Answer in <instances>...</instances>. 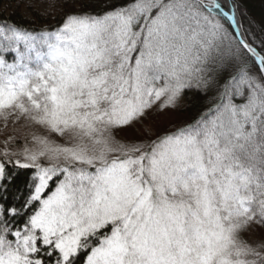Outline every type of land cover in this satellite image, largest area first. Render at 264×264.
Masks as SVG:
<instances>
[{"label":"snow or ice","instance_id":"snow-or-ice-1","mask_svg":"<svg viewBox=\"0 0 264 264\" xmlns=\"http://www.w3.org/2000/svg\"><path fill=\"white\" fill-rule=\"evenodd\" d=\"M0 264H264V19L0 0Z\"/></svg>","mask_w":264,"mask_h":264},{"label":"trees","instance_id":"trees-1","mask_svg":"<svg viewBox=\"0 0 264 264\" xmlns=\"http://www.w3.org/2000/svg\"><path fill=\"white\" fill-rule=\"evenodd\" d=\"M243 5L247 10V13L252 17L257 23L264 19V0H243ZM39 8L33 10L26 8L23 3L19 7H7L4 9L3 14L8 16L11 14V19L17 23L24 24L30 28L39 29L44 25H52L56 23V20L53 19V16L57 18L60 15L59 10L51 12L47 18H44ZM189 96L191 94L189 93ZM189 105L194 104V101H187ZM195 108H190L189 112L183 113L182 115L188 116L194 114Z\"/></svg>","mask_w":264,"mask_h":264},{"label":"rangeland","instance_id":"rangeland-1","mask_svg":"<svg viewBox=\"0 0 264 264\" xmlns=\"http://www.w3.org/2000/svg\"><path fill=\"white\" fill-rule=\"evenodd\" d=\"M45 7H46V5H45L44 3H40L38 8H39V10H40L41 12H43L44 9H45Z\"/></svg>","mask_w":264,"mask_h":264}]
</instances>
